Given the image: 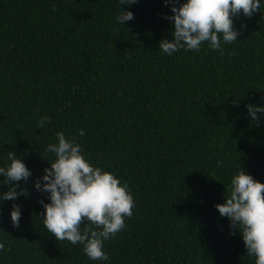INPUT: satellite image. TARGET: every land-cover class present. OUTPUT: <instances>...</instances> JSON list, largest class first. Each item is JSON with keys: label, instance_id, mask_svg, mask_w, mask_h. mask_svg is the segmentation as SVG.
Here are the masks:
<instances>
[{"label": "trees", "instance_id": "16d2710c", "mask_svg": "<svg viewBox=\"0 0 264 264\" xmlns=\"http://www.w3.org/2000/svg\"><path fill=\"white\" fill-rule=\"evenodd\" d=\"M122 7L134 14L125 25ZM164 14L163 0H0V166L14 151L32 173L17 189L27 196L0 203V264H255L215 205L241 168L264 182V115L257 126L246 107L264 106V0L234 17L240 34L223 54L207 43L164 54L174 28ZM57 131L134 196L126 227L104 243L108 261L43 226L49 196L33 185Z\"/></svg>", "mask_w": 264, "mask_h": 264}, {"label": "clouds", "instance_id": "9594fccd", "mask_svg": "<svg viewBox=\"0 0 264 264\" xmlns=\"http://www.w3.org/2000/svg\"><path fill=\"white\" fill-rule=\"evenodd\" d=\"M121 6L138 3V0H118ZM171 5V15L163 18L171 21V40L164 38L159 49L168 56L180 50L199 52L205 43L212 50L223 54V44H231L238 39L239 30L234 25V17L243 14L251 18L260 12L261 0H184L177 6V0H163ZM122 11L116 17L119 24L134 19L131 11ZM242 27H246L243 25ZM250 120L259 126L264 115V106L248 104ZM51 123L45 116L37 121V127L43 128ZM84 130L77 135L83 136ZM57 143H49L45 153L54 154L50 167L44 169L41 177L34 182L37 192L49 196L48 203L39 202L44 211L43 226L56 241H67L73 245H82L83 253L93 261H108L110 256L104 251V243L113 239L126 227V218L133 216L136 207L134 196L127 182L112 172L94 166L82 154V147L76 138H66L57 131ZM7 166H0V183L9 185L8 191L0 192V203L15 201L20 195L27 196L19 182L28 181L31 170L19 159L14 151H8ZM43 181V183H42ZM221 217H227L233 235L238 230L244 241L246 254L255 258V264H264V182L248 174L243 168L232 176L224 195V202L215 205ZM14 228H19L20 205L13 203L10 212ZM83 226V228H82ZM0 243V251L4 250Z\"/></svg>", "mask_w": 264, "mask_h": 264}]
</instances>
